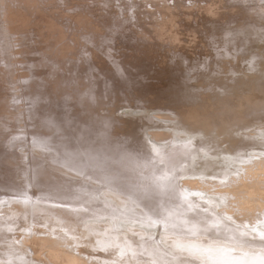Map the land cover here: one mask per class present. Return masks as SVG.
Listing matches in <instances>:
<instances>
[{"label":"bare ground","instance_id":"obj_1","mask_svg":"<svg viewBox=\"0 0 264 264\" xmlns=\"http://www.w3.org/2000/svg\"><path fill=\"white\" fill-rule=\"evenodd\" d=\"M18 1L19 0H17L16 3H18ZM145 1L151 6H154V3H157V6H159L160 4L162 5V3L164 4V8L166 9V11L164 12L162 10H159L156 13L158 15L156 21H158L159 24L153 25V27L157 26L156 28H154L158 36L157 39L159 40L160 38L161 41L167 42L168 45H160L162 48L156 47L157 50L160 49L162 51V54H158L156 52L155 53L158 59L166 58L172 62L174 61V59H176L175 61L180 65V69L183 70L181 72H184L185 75L187 74L184 79V81L186 82H182V80H180V77H177V79L175 77L171 78L172 80H168L167 86L165 87L169 88L167 89V91L169 90L168 94L166 93L167 95L165 96H163V92L161 96H159L158 93L154 94L155 90H153L151 99H153L154 95L158 94L157 100L155 102L153 101L154 106H150V104H148V100H151L149 98L146 99V101L144 100L146 103H148L143 104L144 102L142 101V97L145 94L140 93L139 91L141 90H139L138 87L137 89L128 88V90L125 91V94L123 95L124 98H127V104H123L122 106L120 105L122 109L120 111L118 109L119 112H117L120 114L119 118L121 119L122 123H118L119 121H116L118 124H114L113 121H115L116 118L118 119V117L115 118L114 114V116L112 115L114 117L113 119L108 120L107 118L109 122H107V120L104 121L107 122V126L111 124L110 126L114 125L115 128H118V130L120 131L118 132L119 135L123 132H129L128 134H123L129 136L131 138L132 144H134L135 146L134 148L136 149L137 147L138 149L143 151V153L145 152L143 150L144 146V149L146 148L147 152L149 153L146 154V152L144 154H146L149 158V155L151 154H155L153 155L154 157H157L156 154L159 155V157H157V160L153 159V157L151 156L153 160H156V162L154 163V168L151 167L154 162L151 159V162H149L151 163L149 167H151L150 170L152 171L146 169L142 171L139 169L138 176L130 177L131 175H129L130 179L128 181L129 186L127 190H121V187L111 184L101 186L100 189H98V192L96 190V192L99 194V199L93 202V209L90 199H88L89 201L87 200L88 202H86V199H84V203L80 201L79 203L74 205V207L77 209L78 207H80L79 209L84 207L90 212L92 211L94 214L91 212V216L84 215L83 212L81 214V211L80 213L78 212L76 214H73L75 212L70 211L66 206L62 207L67 208V211L65 209H62L61 207H58L59 205L54 206L46 202H40V200L36 201L32 199L30 201H27L22 200V198H7V200H5V198H2L0 200V215L3 214L2 216H0V226L2 224V228H0V264H10V261L17 256L23 259L21 260L23 263L47 264L46 262L38 260L28 250L30 249L28 248V243L30 240L29 238L37 234H40L39 236H42L38 237L37 239L42 244L43 253L45 251H48V253H50L54 260H65L67 264H135L137 260L136 256L138 253V247L136 245L141 246V244L147 243L150 245L151 249L150 257L156 260L160 258L164 259L163 264H177L178 262L184 261L183 258H179L175 255H183L185 258V262H183L184 264H197L196 262H199L200 260L196 259H199V257H193L198 256L194 254L196 252L201 253L200 258L202 259V261H206V264H221L219 262L222 259L221 257L225 255L227 248L230 249L231 253H236L238 255H249L248 257H251L250 259H253L255 257V253H259L258 256L264 258V239H262V237H264V229L259 228L261 216H264V26H262L261 23H264V0H260V4H262V7L258 6L259 0H245V4L242 3V0H214V3H216V10L210 11V13L203 12V10L206 8V5H208V1L205 2L206 4H203L204 2L202 0H160V2L159 0H157V2L153 0ZM34 2H32L31 0V3ZM170 2H173V4L171 3L170 5H168L169 7H171V9H169L168 6L165 7V3L169 4ZM51 4L52 3H50V7H53L54 3L52 5ZM212 5L214 6L215 4ZM31 7L32 6H30V8ZM39 7L42 6L39 5ZM39 7H37L38 10ZM50 7L48 5V10L51 9ZM30 8L28 7V9ZM43 8L44 5L42 9ZM160 8H162V6ZM42 9L40 8V10ZM46 10L44 9L43 11ZM200 10H202V12H200L199 14ZM35 11L37 12L36 9H34V12ZM42 12H38V14ZM56 13L57 12H55V14ZM251 14H254V17ZM152 18L153 17L151 16V19ZM165 21L167 22V25L166 23H164ZM170 22L176 24L178 27L173 28V25H170ZM22 25L23 23L21 24V26ZM128 30L130 29L128 28ZM187 33H189V35ZM136 35L137 34H135L134 36ZM209 35L210 38L208 37ZM21 39L22 38H20V40ZM180 40L184 41V43L175 45V43L177 44V42ZM192 42L198 45L199 48L200 46L207 47V50L205 51L207 52L208 57H204V54L200 49V51H197V53L191 50L183 51L186 49L185 44H190ZM114 43H116V41ZM148 43L151 44V42ZM145 47H147V44ZM167 48H170L171 53L167 51ZM110 49H112V47ZM94 57H96V55H94ZM108 57L109 56H107V58ZM102 60H104V58H102ZM91 62L93 63V61ZM91 62L90 64H92ZM85 66L86 64L83 67ZM110 66L112 67V65ZM148 66H152V64ZM92 67L94 68L95 65ZM96 67V69H99L97 65ZM119 69H121V67ZM190 69L194 70L189 72ZM149 74H151V72ZM166 76H169V74ZM70 77H72V74L71 76H69V78ZM130 77H132V75ZM169 78L170 77H168V79ZM153 81L151 80V82ZM56 84L54 83V85ZM52 85L50 84L51 87ZM141 85L142 86L140 87V89H143L144 86L143 84ZM63 88L61 90H63ZM71 89L72 87L69 88V90ZM120 92H122V90ZM43 93L45 94L46 92L42 91V95ZM98 97L100 98V96ZM92 99L94 98H91V102L93 103L94 100ZM96 99L95 101H97ZM133 101L135 103H138L135 104ZM128 102H130V104L133 103L134 105H129ZM93 105H95V103H93ZM112 108L113 107H111V109ZM94 110H96L95 106ZM109 111L110 109L108 110V112H106L107 116H109ZM163 111H167V113H163ZM91 112L93 111L91 110ZM99 112L100 111L98 110V113ZM107 116H105V118ZM85 119L83 118V120ZM89 119L93 120L95 118ZM26 120L27 119L25 118V123L28 122ZM148 120H150L153 126L148 125ZM164 122L166 124H163ZM86 123H88V121H86ZM91 123H88V125H90ZM206 123H210L211 126L206 128ZM72 124H74V122ZM97 124H99V122ZM103 124L106 123L104 122ZM84 127L85 126H83V128ZM203 127H205L204 130L202 129ZM102 128L104 129V127ZM106 129H108V127ZM87 130H89V126ZM104 130H102L103 133L101 135L104 134ZM109 130H111V128H109ZM96 131H93L92 133ZM98 132L97 134L99 135ZM84 136H86V134ZM49 137L47 138L49 139ZM105 138H107L108 141L104 142L103 140V142L108 143V137L105 136ZM86 141L87 139L85 140V142ZM96 141L98 143V140ZM123 142H125V139ZM114 143L115 142L112 143L113 146L119 144L118 142L115 144ZM64 144L65 142L63 143V145ZM75 144L79 145V143L76 142ZM88 145L90 144L88 143ZM96 145L94 144L92 145V147H97ZM120 145L121 143L118 146L120 147ZM99 146L100 145H98V147ZM104 146L102 149L101 145L100 150L106 152L105 149H107L108 147L105 148L106 146ZM86 147L88 148H86L88 151L86 149L84 151L90 152V156L88 155V153L85 154L87 155L86 158L89 163L92 164L91 166L87 165L86 167V164H82L85 167L80 166V160L76 155L78 158H76V164L72 163L73 158H69L71 167H60L59 170L69 175H77L76 171H78V173L80 172L79 175L81 174V172H83L81 175L85 174L84 178L91 181L92 174H89V170H96L101 164L100 158H98L97 155L93 156L94 154H96V149L94 150V154L91 155L93 151H89V149H91L89 148L90 146ZM58 148L60 149L59 146L55 148L58 153H61V150L65 149L62 147L60 150H58ZM114 148L116 149V147H113V149ZM45 150L44 148H42L41 151L35 150V152L38 154L41 152L42 154L46 155L48 152H45ZM65 150H63L62 152L64 153ZM81 150L83 149L81 148ZM76 151L74 150V152ZM103 151L102 153H100L102 156H104ZM112 151L107 152L108 156H110L109 154ZM131 151L135 152L133 150ZM81 152L83 153V151H80V153ZM31 153L32 151L29 152V154ZM63 153L61 154L64 155ZM72 154L74 155L75 153ZM83 154L80 156H83ZM168 154L172 157L166 158ZM105 157H107V155L104 156L101 162L103 161L104 163ZM95 158H97L98 160H95ZM142 158H139V160H141V162L139 161L140 163H142ZM164 158L166 160L168 159L166 163L168 162L169 164H165ZM106 159L105 162L108 161ZM137 159L138 157L136 158V160ZM185 163L187 166L185 165ZM121 164L123 165V163ZM172 165L176 166L174 167ZM168 167L178 168L182 171L188 172V175L186 178H178L175 181L167 180L165 175L161 174L160 172L163 168L167 169V172L169 170ZM134 169L137 171V169L133 167V170ZM107 172L108 174L120 173V171L113 167L109 168ZM126 173L129 174L127 171ZM125 175L123 177L126 178ZM118 177L120 178V175ZM141 178H145V180H140ZM114 179L115 178H112L110 180L108 179V181L111 182ZM98 180L99 179L95 180L94 178L95 183L96 181L98 182ZM89 187L91 188V186ZM86 190L88 191L90 189ZM146 190L151 191L152 197H144V192ZM75 192L76 191L73 189L72 194H74ZM84 192L86 191H82V193ZM84 197H86V194ZM199 197L204 199L201 200L204 202H201ZM105 198L111 199L112 204L106 202ZM231 198L232 200L230 201ZM163 199L169 203V209L167 211L161 212L155 211L166 210L165 208H159L157 205L152 203L160 202ZM129 200L133 201L132 203L137 205L135 206V208L137 207L141 209L145 207L147 213L149 212L148 214H152L155 218V221L158 222L157 225L154 228H151V230H149L148 232L151 236H154L155 240H153L150 236L144 237L143 233H139L136 227H133L135 226L134 223L130 222L132 220V217L125 214L126 210L123 211V209H119L117 207V205H121L122 208H124L123 206L130 208L129 204L132 203H130ZM149 200L151 203H144L145 201ZM113 203H116V206ZM232 204H234V206H232ZM140 205L143 207H139ZM68 211L73 212L72 215L69 214ZM227 211L232 215H229ZM167 212L168 216H166ZM37 213H40L39 215L41 217H39ZM14 218L16 219L14 220ZM30 218L39 219L42 223L48 225L50 228H47L51 230L48 229L49 231H47L46 229H39L36 233V229H33V231L31 229L30 231H28L29 233H27L25 229L26 232H22V236H24V238L20 240L21 236H17V241H13L16 236L8 234L7 231L9 230H6L13 226L12 224H9V221L12 220L11 222H17L16 226L14 227V230H17L19 226L25 227L27 222L29 223ZM3 225H7V227ZM227 227L233 230H235L236 228L237 232L240 233L236 234L230 232ZM210 228L215 229L216 231H211ZM44 234H48V236L45 237L43 236ZM141 239H143V243ZM3 243L4 245L8 246L3 247ZM160 244H163V246H165L167 249H165L163 246L160 248ZM205 247L207 249L213 248L216 253L212 254L210 253V251H206ZM6 248L8 251L6 250ZM31 250L33 251V249ZM183 250L188 251L189 257H185V254L182 253ZM189 253L191 254L189 255ZM220 254L222 255L221 257ZM237 257L238 256L235 255L232 259H235ZM51 258L49 260H51ZM51 263L55 264L54 262ZM12 264H16L15 261H13ZM145 264H152V262ZM228 264L235 263L229 262ZM246 264H264V259H262L260 263L248 262Z\"/></svg>","mask_w":264,"mask_h":264},{"label":"rangeland","instance_id":"obj_2","mask_svg":"<svg viewBox=\"0 0 264 264\" xmlns=\"http://www.w3.org/2000/svg\"><path fill=\"white\" fill-rule=\"evenodd\" d=\"M153 1L157 2V0H153ZM161 1H163V0H161ZM202 1L204 2L203 4H206L205 2L208 1V5H206V8L204 10L202 9L203 12L210 13V11L216 10V3H214V0H202ZM16 2H17V0H0V50H1L0 51V58H1L0 60L2 61V62L0 61L1 62V64H0V200L2 198H5V200H7V198H9V199L10 198H16V199L22 198V200H27V201H30L32 199L36 200V201L40 200V202L41 201L46 202V203L54 205V206L59 205L58 207H61L62 209H65L66 211L68 209L70 211H74L75 213L68 211V213L71 215H72V213L76 214L78 212L80 213V211H81V214L83 212L84 215L91 216L93 213L92 211H91L92 212L91 213L88 209H86L84 207H82L81 209H79L80 207H78V209H77L74 207V205L79 203L80 201H82L84 203V201H85L84 199H86V202H88L89 201L88 199H90L91 203H92V209H93V202H95L97 199H99L98 198L99 194L97 192L99 191L98 189H100L101 186L111 184V185H117V186L121 187V190L122 189L127 190L128 186H129L128 181H129L130 177L138 176L139 175V172H138L139 169L142 171H144V169L152 171L150 169H151V167L154 168V166H155L154 163L156 162L157 157H159V155H157V154H156L157 157L153 156L155 154H151V155H149L150 156V158H149L146 155L149 153L147 152L146 148L144 149V146H143V150L145 151L144 153L147 152L146 154H144L143 151H141L137 147L135 149L134 144H132L131 138L129 136H126V134H128L129 132L128 133L123 132L126 134L124 135L123 133L122 134L120 133V135H119L118 132H120V131L118 130V128H115L114 125L110 126L111 124L107 126V122H109L108 121L109 119L110 120L113 119L114 115H115V118L118 117V119H119L118 120L116 118L115 121H113L114 124L117 123L118 121H119L118 123L121 122V119L119 118L120 114L117 112H119L122 109L120 107V105L122 106L123 104H127V98H124L123 95L125 94V91L128 90V88L129 89H137V87H138V89L141 90L139 92L145 94V95L143 94L144 96L142 95L143 96L142 101L144 102L143 104H145L146 99L152 98V91L153 90H155L154 94L158 93L159 96L162 95V92L164 94L163 96L167 95L168 91H169V90L167 91V89H169V88H165V87L167 86L168 80H172L171 78L175 77L177 79V77L178 78L180 77V80H182V82H186V81H184V79H185V76L187 74L185 75L184 72H181L183 70L180 69V65L178 64V62L175 61L176 59H174L175 62L174 61L172 62L166 58L158 59V57L156 55V53L162 54V51L159 48H158L159 50H157L156 47H161L160 45H168L167 42L161 41L160 38H159V40L157 39L158 36H157L156 31L154 29L157 26L153 27V25L159 24V22L156 21L158 18V15L156 13L159 10H162L165 12L166 9L164 8L163 3H162V5L160 4L159 6H157L156 5L157 3L153 2L155 5L151 6L145 0H45V1L44 0H32V2H34V3H31V0H22V1L19 0L18 1L19 4ZM48 2H49V4H48ZM159 2H160V0H159ZM14 3H16V4H14ZM50 3H52V4L54 3L53 7H50ZM171 3L173 4V2H170L169 4L165 3V7L170 5ZM242 3L245 4L246 1L242 0ZM212 4H215V5L213 6ZM258 4H259L258 6L262 7V4H260V0H259ZM39 5H41L42 7L44 5V8L42 9V7H39ZM48 5L51 8L50 10H48L49 9ZM147 5H149V6H147ZM30 6H32V7L30 8ZM161 6H162V8H160ZM28 7L30 9H28ZM37 7H39V10H40V8L42 10L39 11L37 9ZM213 7H215V8H213ZM33 8L36 9L37 12L36 11L34 12ZM61 8H62V10H61ZM44 9L45 10L47 9L48 11L47 10L43 11ZM169 9H171V7H169ZM202 10L199 11V14H200V12H202ZM245 10H247V9H245ZM42 11L46 14H44ZM38 12H42L43 14L42 13L38 14ZM55 12H57V13L55 14ZM148 14H150V15H148ZM28 16H29V18H28ZM149 16H150V18H149ZM151 16L153 17L152 19H151ZM55 20H56V22H55ZM227 20H229V19H227ZM22 23H23V25L21 26ZM164 23H166V25H167L166 21ZM261 23H262V26H264V23L263 22H261ZM170 25H173L172 26L173 28L178 27L176 24H173L171 22H170ZM40 26H41V28H40ZM139 26H141V27H139ZM128 28L130 30H128ZM150 28H152V29H150ZM101 31H103V32H101ZM8 32H9V34H8ZM132 34H133V36H132ZM135 34H137V35L134 36ZM187 34L189 35V33H187ZM118 35H119V37H118ZM208 37L210 38V35ZM20 38H22V39L20 40ZM117 38H119V39H117ZM126 40L129 42H127ZM115 41H116V43H114ZM102 42H104V43H102ZM118 42H120V43H118ZM135 42H137V43H135ZM148 42H151V44ZM111 43H113V44H111ZM133 43H135V44H133ZM181 43H184V41L180 40L177 42V44L175 43V45H178ZM146 44H147V47H145ZM152 45H154V46H152ZM185 45H186V49L183 51L191 50V51L197 53V51L202 50L204 57L205 56L208 57V54L205 51V50H207V47L200 46V48H199V46L193 42L190 44H185ZM111 47H112V49H110ZM116 48H118V49H116ZM110 50H112V51H110ZM167 51L169 53H171L170 48H167ZM104 52L107 54H105ZM174 52H175V50H174ZM147 53L149 54V56ZM94 55H96V57H94ZM110 55H111V57H110ZM107 56H109V57L107 58ZM122 57H123V59H122ZM93 58H94V60H93ZM102 58H104V60H102ZM98 59H100L101 61ZM154 60H155V62H154ZM89 61L90 62L93 61V63L91 62L92 64H90ZM104 61H106V62L109 61V62L106 63ZM150 63L152 64V66H148V65H151ZM85 64H86V66L83 67ZM94 65H95V67L97 65L99 67V69H96L97 67L93 68L92 66H94ZM110 65H112V67ZM114 65H115V67H114ZM122 65H124V66H122ZM107 66H108V68H107ZM120 67L122 70L119 69ZM143 67H145V68H143ZM82 69H84V70H82ZM47 70L50 74L47 72ZM60 70H61V72H60ZM192 70H194V69H190L189 72H191ZM121 71H122V73H121ZM171 71H173V72H171ZM150 72H151V74H149ZM66 74L67 75L69 74V75L67 76ZM71 74H72V77L69 78V76H71ZM152 74H154V75H152ZM168 74H169V76H166ZM181 74H183V75H181ZM131 75H132V77H130ZM75 76H79V77H75ZM141 77H144V78H141ZM168 77H170V78L168 79ZM72 78H73V80H72ZM154 78H155V80L157 79L156 80L157 82L154 80ZM166 78H167V80H166ZM119 79H120V81H119ZM121 79H122V82H121ZM151 80L152 81L154 80V81L151 82ZM37 81L39 84L37 83ZM60 81H62V82H60ZM124 82H125V84H124ZM141 82H143V83H141ZM160 82H162V83H160ZM45 83H46V85H45ZM54 83L55 84L59 83L62 88L64 87L63 90H61L62 88L60 87L59 84L57 86V84L54 85ZM50 84L51 85L53 84L54 86L52 85V87H51ZM139 84H140V86H139ZM141 84H143L144 90L140 89V87L142 86ZM132 85H135V86H132ZM71 87H72V89H71L72 91L69 90V88H71ZM81 87H83V88H81ZM66 88H67V90H66ZM74 90H76V91H74ZM121 90H122V92H120ZM42 91L46 92V93L45 94L43 93V95H42ZM106 93H108V94H106ZM147 94H150V95H147ZM158 94L154 95L153 99H151L150 101L148 100L149 103L148 102L147 103L150 104V106H154V102L157 100ZM93 96H96V97H93ZM98 96H100L101 99ZM146 96H147V98H146ZM28 97L29 98L32 97V98L29 99ZM91 98H94L92 100H94L93 103H95V105H93V103L91 102ZM122 98H124V99H122ZM95 99L97 101H95ZM33 101H37V102H33ZM140 101H141V99H140ZM121 102H123V103H121ZM118 103H119V106H118ZM137 103L138 102H136L135 104H137ZM128 104L132 105V106L134 105L133 103L130 104V102H128ZM94 106H95L96 110H94ZM36 107H37V109H36ZM111 107H113L112 108L113 110L111 109ZM90 109L93 112H91ZM109 109H110V111L108 113L109 116H107L106 112H108ZM114 109L116 110V114H115ZM118 109H119V111H118ZM159 109H162V108H159ZM166 109H170V108H166ZM98 110L100 111L99 113H98ZM167 111H163V113H167ZM111 112H113V113H111ZM38 114H39V116H38ZM101 114L103 115L104 118L102 117ZM105 116H107V117L105 118ZM101 117L103 118V120ZM25 118L27 119L26 121H28L26 123H25ZM83 118L84 119L86 118L87 120L86 119L83 120ZM89 118H95V119L92 120ZM97 118H98L99 124H97L98 123ZM107 118H108V120H107ZM39 119H41V120H39ZM77 120H79V121H77ZM90 120L92 121V123ZM104 120H107V122ZM86 121H88V123H91L92 125L91 124L88 125V123H86ZM103 121L106 124H103L104 123ZM73 122H74V124H72ZM82 122H85V123H82ZM147 122H148L149 126H153L151 124L150 120H148ZM163 124H166V123L164 122ZM83 126H85L84 127L85 129L83 128ZM86 126H87V129L89 126L90 131L86 129ZM90 126H92V127H90ZM210 126H211L210 123H206V128L210 127ZM102 127H104L105 130ZM107 127H108V129H106ZM94 128H95V130H94ZM109 128H111V130H109ZM96 129H97V131H96ZM202 129L204 130L205 127H203ZM102 130H104L103 135H101L103 133ZM28 131L29 132L31 131V132L29 133ZM93 131H96V132L92 133ZM98 131H100V132H98ZM97 132L99 133V135L97 134ZM89 133H91V134H89ZM95 133H96V135H95ZM85 134H86V136H84ZM93 134L95 137L93 136ZM104 135L106 137H108V139H109L108 143H104L105 141L106 142L108 141ZM45 136H46V138H45ZM113 136H114V140H113ZM123 136H125V137H123ZM42 137H44V138H42ZM47 137H49V139ZM99 137H101V138H99ZM83 138H85V139H83ZM128 138H129V140H128ZM86 139H87V141L85 142ZM124 139H125V142H123ZM53 140L54 141L57 140V141L54 142ZM96 140H98V143ZM103 140H104V142H103ZM99 141H100V144H99ZM64 142H65V144L63 145ZM75 142L79 143V145L78 144L76 145ZM87 142L90 145H88ZM92 142L95 145L96 144H98L100 146L102 145V149H103L104 144L106 146V147L104 146L105 148H107V147L108 148L110 147V148H109V150H108V148L105 149L106 152H104L103 150H100V146L98 147V145H96L97 147H94V146L92 147V145H94ZM113 142H115V143L118 142L119 144L121 143L120 147L118 146L119 144H116L113 146L112 145ZM110 143H111V146H110ZM124 143H126V144H124ZM29 146H31V147H29ZM53 146L55 148H57L59 146L60 149L62 147L65 149L67 148L66 150L68 152L65 149H62L61 153H63L62 151L65 150V152L63 153L64 155H62L61 153H58V151ZM86 146H90L89 148H91V149H89V151L90 150L93 151L91 155L94 154V150L96 149L95 150L96 154H94L93 156L97 155V157L100 158V164H101L96 170H89V174H92L91 175V181L84 178L85 174L81 175L83 172H81V174L79 175L80 172L78 173V171H76L77 175H69V174L63 173L59 170L60 167L61 168H67L69 166L71 167L70 159H72V158H73L72 163H74V164H76V161L79 158L80 166H83L85 164H86L85 165L86 167H87V165L91 166L92 164H90L86 158L87 153L90 156V152H87L88 148ZM123 146H124V148H123ZM74 147H76V148H74ZM113 147H116V149L114 148L115 149L114 150ZM42 148H44V150L46 149L45 152H48L46 155L42 154L41 152L39 154L35 152V150L41 151ZM81 148L83 150H81ZM60 149L58 148V150H60ZM85 149L87 151H84ZM111 149L114 151H112ZM74 150L75 151L77 150V151L74 152ZM107 150L112 151L114 153L116 152V153L114 155V153L111 152L109 154L110 156H108ZM131 150H133L135 152H132ZM30 151H32L31 154H29ZM80 151H83V153L84 154L86 153V154L84 155L82 152L80 153ZM102 151H103V155L104 156L107 155V157H108V158L105 157V159L107 158L106 160H108V161L105 162V159H104V163H103V161L101 162V160H103V158H104V156H102L100 154V153H102ZM136 151H138V152H136ZM121 152H124V153H121ZM72 153H75V154L73 155ZM133 153L134 154L136 153V154L134 155ZM158 153H160V152H158ZM59 154H61L62 156ZM82 154H83V156H80ZM141 154H142V156H141ZM76 155L78 156V158ZM119 156H121V157H119ZM131 156H132V158H131ZM136 156L138 157L137 160H136V158H137ZM151 156L153 157V159H156V160H153ZM167 157L170 158L172 156H170L168 154V156H166V158ZM40 158H42V159H40ZM139 158L140 159L142 158V163H140L141 160H139ZM68 159H69V161H68ZM151 159L154 162L152 161L153 164L151 165V167H149V165L151 164V163H149V162H151ZM171 159H173V158H171ZM95 160H98V159L95 158ZM164 160H165V164H167L168 162L166 163V161H168V159L166 160L164 158ZM84 162H86V163H84ZM110 163H111V165H110ZM121 163H123V165ZM185 165H186V163H185ZM85 166H83V167H85ZM127 166H128V168H127ZM172 166L175 167L176 165H172ZM103 167H104V169H103ZM111 167L117 169L118 171H120V173L119 174H117V173L116 174L115 173L108 174L107 170ZM133 167L136 168L137 171L135 169L133 170ZM164 169L165 168L161 169L162 171L160 173L164 174L165 177L167 178V180L175 181L178 178H186L188 175V172L182 171L178 168H169V170L167 172H166L167 169H165V172H164ZM126 171L129 174H127ZM131 172H132V174H131ZM59 174H61V175H59ZM64 174H66V175H64ZM122 174H124V175L127 174V175H125L126 178L123 177L124 175H122ZM116 175H118V176L120 175V178ZM129 175H131V176L129 177ZM94 178H95V180L99 179L98 182L96 181V183H95ZM112 178H115V179L113 181L109 182L108 179L110 180ZM140 180H145V178H141ZM74 181H76V182H74ZM89 186H91V188ZM93 187H94V189H93ZM73 189L76 191L74 194H72ZM86 189H90V190L87 191ZM223 189H225V188H223ZM226 189H228V188H226ZM92 190L94 193L92 192ZM96 190H97V192H96ZM82 191H86V192L82 193ZM85 194H86V197H84ZM144 197H152L151 191L146 190L144 192ZM199 199H200V201L204 200L201 197H199ZM108 200H111V199L105 198L106 202L112 204V200L111 201H108ZM231 200H232V198L230 199V201ZM129 202L132 203L133 201L129 200ZM201 202H204V201H201ZM144 203H151V202L149 200V201H145ZM152 203L157 205L159 208H165L166 209V210H155L157 212L167 211L170 207L169 203L164 199L161 200L160 202H152ZM113 204H115V206H116V203H113ZM132 204H129L130 208L123 206V205L122 206L124 208H122L121 205L120 206L117 205V207L119 209H123V211L126 210L125 214L127 216L132 217V220L130 222L134 223L135 226H133V227H136V229L138 230L139 233H143L144 237L150 236L153 240H155L154 236H151L148 232H149V230H151V228H154L158 222L155 221V218L152 214H148L149 212L147 213V210L145 209V207L140 205L139 207H143V208L139 209L136 207L137 208L136 209L135 206H137V205L136 204L132 205ZM62 206H66L68 209L63 208ZM232 206H234V204H232ZM227 213L229 215H232L228 211H227ZM37 214L39 217H41L39 215L40 213H37ZM2 215H0V216H2ZM166 216H168V212H167ZM147 217H148V219H147ZM15 219L16 218H14V220ZM11 221H9L10 222L9 224L10 225L12 224L13 226L9 229H6V230H9V231H7L8 234H10L12 236H16L13 239V241H17V236L18 237L21 236L20 240H22L24 238V236H22V232L27 231V233H29L28 231H30L31 229H32V231H33V229H36V233L39 229L40 230L46 229L47 231L51 230V229H49L50 227L48 225L42 223L39 219H31V218L29 219V223L27 222V224H26L28 227L26 225H25V227L19 226L17 228V230L16 229L14 230V227L16 226L17 222H11ZM38 222H40V223H38ZM126 223H129V222H126ZM259 224H260L259 228L264 229V216H261V220H260ZM30 225H32V226H30ZM3 226L7 227V225H3ZM47 227H49V228H47ZM0 228H2V224H1ZM19 228H20V230H19ZM25 229H26V231H25ZM228 229L230 230V232H233L236 234L240 233V232H237L236 228H235V230L230 229V228H228ZM211 231H216V230L211 229ZM121 232H123V231H121ZM150 232H152V231H150ZM203 232H205V231H203ZM123 233H125V232H123ZM211 234H213V233H211ZM39 235L37 234V235L31 236L29 238L30 240L28 243V246H29L28 248H30V249H28V250L30 251V253L33 256H35L38 260H41L42 262H46L47 264H52L51 262H54L55 264H67V262L65 260H61V261L60 260H54L53 257L50 255V253H48V251H45L43 253L42 244L37 239L38 237H42ZM43 236L47 237L48 234H46V235L44 234ZM211 239H213V238H211ZM32 240H34V241H32ZM141 240L143 243V239H141ZM2 246L7 247L8 245H4V243H3ZM136 246L138 247V253L136 256L137 260H136L135 264H145V263H149V262H152V264H163L164 259L160 258V259L156 260V259H153L150 257L151 249H150V245L148 243L147 244H141V246L140 245H136ZM162 246H163V244H160V248ZM163 247L165 249H167L165 246H163ZM31 249H33V251ZM205 249H206V251H210V253H212V254L216 253L213 250V248L207 249L205 247ZM6 250H7V248H6ZM7 251H5V252H7ZM91 253H92V251H91ZM169 253H170V251H169ZM182 253L185 254V257H189L187 250H183ZM190 254L191 253H189V255ZM194 254H196L198 256H193V257H195V258L199 257V259H196V260H200L199 262H196L197 264H206V261H202V259L200 258V254H201L200 252H196ZM247 254H249V253H247ZM235 255H237L238 257L235 259H232L233 256H235ZM254 255H255V257L254 258L252 257L253 259H250L251 257H248L249 255H238L236 253H231L230 249L227 248L225 255L222 256L220 254V257L222 256L221 257L222 259L220 260L219 263H221V264H228L229 262L235 263V264H239V263L240 264H246L248 262L260 263L262 261V259H264V258H261L260 256H258L259 253H255ZM175 256H177L179 258H183V260H184L182 262H178L177 264H184L183 262H185V258L183 255H175ZM50 258L52 261L49 260ZM225 258H228V259H225ZM21 260H23V259H21L20 257L17 256L16 258H13V260L10 261V264H12L13 261H15L16 264H27V263H23Z\"/></svg>","mask_w":264,"mask_h":264},{"label":"snow or ice","instance_id":"obj_3","mask_svg":"<svg viewBox=\"0 0 264 264\" xmlns=\"http://www.w3.org/2000/svg\"><path fill=\"white\" fill-rule=\"evenodd\" d=\"M262 239H264V237H262Z\"/></svg>","mask_w":264,"mask_h":264}]
</instances>
